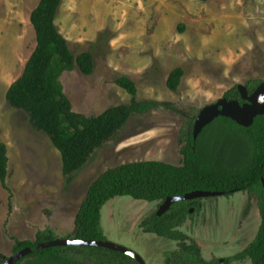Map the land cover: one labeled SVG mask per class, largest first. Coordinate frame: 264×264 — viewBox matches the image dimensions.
Instances as JSON below:
<instances>
[{
    "label": "rangeland",
    "instance_id": "1",
    "mask_svg": "<svg viewBox=\"0 0 264 264\" xmlns=\"http://www.w3.org/2000/svg\"><path fill=\"white\" fill-rule=\"evenodd\" d=\"M40 1L0 0V139L10 158L9 190L0 184L4 259L14 256V239L34 241L47 229L69 239L89 188L108 170L145 161L181 166L180 134L187 117L200 115L235 87L264 82V0H63L60 32L74 54L91 52L96 67L92 76L78 69L62 76L74 111L91 117L130 104L132 97L115 83L122 76L136 82L139 101L165 104L134 115L116 141L66 179L59 151L6 99L37 47L30 19ZM178 67L185 77L173 92L167 80ZM160 205L131 197L110 201L101 221L106 242L135 252L146 264H165L177 242L140 229ZM202 206L180 231L199 245L206 261L226 264L256 239L262 219L255 196L206 198Z\"/></svg>",
    "mask_w": 264,
    "mask_h": 264
},
{
    "label": "trees",
    "instance_id": "2",
    "mask_svg": "<svg viewBox=\"0 0 264 264\" xmlns=\"http://www.w3.org/2000/svg\"><path fill=\"white\" fill-rule=\"evenodd\" d=\"M62 3L63 0H41L32 12L30 20L37 47L22 76L10 86L6 99L13 109L28 116L36 131L50 139L61 154L64 177L71 179L80 174L100 150L116 141L134 115L147 114L165 104L139 101L136 82L122 76L115 83L132 97L130 104L111 107L98 116L76 113L61 78L75 69L92 76L95 59L88 51L74 54L70 42L60 32L56 20ZM184 77L183 68L174 69L167 88L177 92ZM262 83L252 80L245 87L252 95ZM225 98L244 103L238 87L227 92ZM198 115L187 117L181 131V166L145 161L108 170L89 188L69 239L106 242L101 226L102 212L110 201L119 197L162 204L168 198L197 191L224 193L225 196L248 193L258 199L262 224L256 239L226 264L247 260L251 264H264V116L257 117L249 128L230 118L219 117L195 141ZM9 168L8 147L0 140V184L6 190H9ZM202 209V199L178 202L162 217L157 211L141 222L140 229L145 234L177 242V250L165 254V264H214L206 261L199 245L180 231L193 218L191 210L201 213ZM57 239L58 235L51 229L38 232L34 241L14 239L13 253L31 248L32 253L19 264H83V259L92 264H139L129 256L103 248L38 250L40 245ZM72 252H78L79 256H71ZM5 260L0 255V264Z\"/></svg>",
    "mask_w": 264,
    "mask_h": 264
},
{
    "label": "water",
    "instance_id": "3",
    "mask_svg": "<svg viewBox=\"0 0 264 264\" xmlns=\"http://www.w3.org/2000/svg\"><path fill=\"white\" fill-rule=\"evenodd\" d=\"M241 99L244 104L239 101H229L226 98L220 100L215 105L204 108L198 116L194 128V139L197 141L203 130L211 125L219 117H226L232 119L238 125L249 128L253 125L255 119L259 116H264V82L257 88V90L250 95L245 86L238 87ZM264 186V180H263ZM224 193H211L197 191L186 194L182 197H171L160 205L157 212L159 217L168 213L173 205L178 202L195 201L206 198H216L224 196ZM194 210H191V214ZM54 247H86V248H103L113 252L121 253L136 260L139 264H146L141 256L135 252L124 247L103 241H80L75 239H57L48 244H42L39 249H49ZM32 253L31 248H27L13 257L6 259L1 264H19L20 261L28 257Z\"/></svg>",
    "mask_w": 264,
    "mask_h": 264
},
{
    "label": "crops",
    "instance_id": "4",
    "mask_svg": "<svg viewBox=\"0 0 264 264\" xmlns=\"http://www.w3.org/2000/svg\"><path fill=\"white\" fill-rule=\"evenodd\" d=\"M59 14V13H58ZM58 18V16H57ZM56 24H57V20H56ZM58 26V25H57ZM59 28V27H58ZM60 30V29H59ZM9 90V89H8ZM8 92V91H7ZM1 140V139H0ZM61 173H63V163H62V169H61ZM58 234V233H57Z\"/></svg>",
    "mask_w": 264,
    "mask_h": 264
},
{
    "label": "flooded vegetation",
    "instance_id": "5",
    "mask_svg": "<svg viewBox=\"0 0 264 264\" xmlns=\"http://www.w3.org/2000/svg\"><path fill=\"white\" fill-rule=\"evenodd\" d=\"M244 104V103H243Z\"/></svg>",
    "mask_w": 264,
    "mask_h": 264
}]
</instances>
